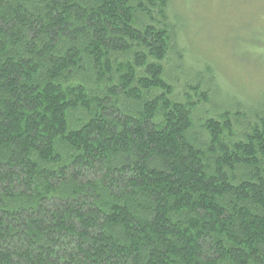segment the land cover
I'll return each mask as SVG.
<instances>
[{"label":"trees","instance_id":"trees-1","mask_svg":"<svg viewBox=\"0 0 264 264\" xmlns=\"http://www.w3.org/2000/svg\"><path fill=\"white\" fill-rule=\"evenodd\" d=\"M171 3L0 0V264H264V98Z\"/></svg>","mask_w":264,"mask_h":264},{"label":"rangeland","instance_id":"rangeland-1","mask_svg":"<svg viewBox=\"0 0 264 264\" xmlns=\"http://www.w3.org/2000/svg\"><path fill=\"white\" fill-rule=\"evenodd\" d=\"M171 1V9L188 20L179 44L189 52L185 63L189 72H197V62L209 63L214 67L217 95L262 100L264 0Z\"/></svg>","mask_w":264,"mask_h":264}]
</instances>
